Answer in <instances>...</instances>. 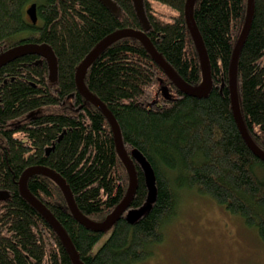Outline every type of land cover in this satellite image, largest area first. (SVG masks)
I'll list each match as a JSON object with an SVG mask.
<instances>
[{
	"label": "trees",
	"instance_id": "obj_1",
	"mask_svg": "<svg viewBox=\"0 0 264 264\" xmlns=\"http://www.w3.org/2000/svg\"><path fill=\"white\" fill-rule=\"evenodd\" d=\"M111 1L115 8L101 0H0V53L21 43H44L58 64L56 80L46 60L36 55L0 69V191L9 194L0 201V264H74L56 231L20 193L19 180L27 168L54 169L70 186L79 210L94 221H103L126 195L129 175L111 125L76 85L78 66L100 41L122 29L143 31L186 83L203 81L184 14L187 0H142L146 24L134 0ZM34 3L36 24L27 14ZM247 4L195 3L212 77L206 97L179 90L133 37L113 43L89 68L85 83L116 118L136 168L138 187L130 209L148 203L145 174L133 150L152 165L157 196L134 223L125 212L101 233L75 219L54 181L31 177L30 192L61 223L85 264L144 262L164 242L182 198L194 192L241 217L264 241V161L238 128L229 87ZM237 87L249 134L264 150V0H255L238 58ZM48 148L53 149L47 154Z\"/></svg>",
	"mask_w": 264,
	"mask_h": 264
},
{
	"label": "water",
	"instance_id": "obj_2",
	"mask_svg": "<svg viewBox=\"0 0 264 264\" xmlns=\"http://www.w3.org/2000/svg\"><path fill=\"white\" fill-rule=\"evenodd\" d=\"M108 6L115 8L114 3L111 0H101ZM138 14L141 20L146 24L147 18L144 14L143 3L142 0H134ZM197 0H187L185 6V18L186 23L195 43L200 64L202 70L203 81L198 86H192L186 83L178 73L172 68V66L163 58V56L156 50L148 36L145 32L140 30L133 29H122L113 32L112 34L105 37L102 41H100L95 48L85 57V59L78 66L76 71V85L80 94L84 97V99L94 105L99 111L103 113L108 122L111 125L114 139L116 143L117 152L123 161L129 175V186L126 192V195L122 199V201L115 207L111 214H109L103 221H94L87 216H85L78 208L76 201L74 199V195L70 189V186L66 182V180L57 173L54 169L38 165L27 168L22 174L19 180L20 193L24 199H26L33 207H35L41 215L48 221V223L52 226V228L59 235L61 241L63 242L67 252L74 264H85L81 259L80 255L77 252L74 244L72 243L68 233L61 225V223L56 219V217L52 214V212L44 205L37 197H35L28 188V180L35 175H43L50 178L54 181L58 187L61 189L64 198L67 202V205L75 217V219L84 225L86 228L91 229L95 232H107L109 231L117 221H119L122 215L127 213V220L130 223H134L139 218H141L146 210H148L151 205L156 201L157 196V187H156V175L155 171L150 164V162L146 159V157L138 150H133L132 155L137 160V162L141 165L143 172L145 174L146 185L148 189V203L144 207L140 209H130V204L134 198L138 187V178L137 172L132 160V157L128 154L122 138V133L120 126L112 114V112L107 108V106L97 97L95 96L87 87L85 83V77L91 65L94 61L113 43L119 41L120 39L126 37H133L141 41L153 59L162 67L165 71L168 78L171 82L182 92L187 95L193 97H206L212 89V77H211V69H210V61L208 57V53L203 41V38L200 34V31L197 27L194 18V7ZM255 11V0H248L247 4V12L245 17V22L240 33V36L237 40V43L234 48L232 63L229 71V87L231 94V103L232 110L238 125V128L248 144L249 148L253 151V153L261 160L264 161V150L261 149L255 141L252 139L245 121L243 119V115L241 112V106L239 101L238 87H237V65L240 51L246 41L248 33L251 28V24L254 17ZM27 14L33 24H36L38 21L37 16V4H32L28 10ZM26 55H36L46 60L49 73L52 80H56L58 76V64L56 55L52 49V47L48 44H39V43H21L12 48H9L6 51L0 53V69L7 65L8 63L26 56ZM163 92L167 96L168 88L163 87ZM53 148L47 149V154ZM9 194L6 191H0V201L8 198Z\"/></svg>",
	"mask_w": 264,
	"mask_h": 264
},
{
	"label": "rangeland",
	"instance_id": "obj_3",
	"mask_svg": "<svg viewBox=\"0 0 264 264\" xmlns=\"http://www.w3.org/2000/svg\"><path fill=\"white\" fill-rule=\"evenodd\" d=\"M195 193L182 198L177 219L154 253L166 252L168 264H264L257 232L214 199Z\"/></svg>",
	"mask_w": 264,
	"mask_h": 264
},
{
	"label": "clouds",
	"instance_id": "obj_4",
	"mask_svg": "<svg viewBox=\"0 0 264 264\" xmlns=\"http://www.w3.org/2000/svg\"><path fill=\"white\" fill-rule=\"evenodd\" d=\"M169 257L163 250L145 258L144 264H168Z\"/></svg>",
	"mask_w": 264,
	"mask_h": 264
}]
</instances>
